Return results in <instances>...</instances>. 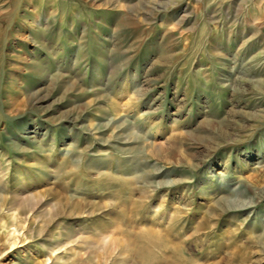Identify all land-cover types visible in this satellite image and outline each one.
I'll use <instances>...</instances> for the list:
<instances>
[{
    "label": "rangeland",
    "instance_id": "1",
    "mask_svg": "<svg viewBox=\"0 0 264 264\" xmlns=\"http://www.w3.org/2000/svg\"><path fill=\"white\" fill-rule=\"evenodd\" d=\"M0 264H264V0H0Z\"/></svg>",
    "mask_w": 264,
    "mask_h": 264
}]
</instances>
